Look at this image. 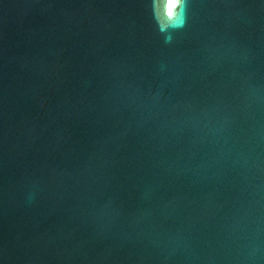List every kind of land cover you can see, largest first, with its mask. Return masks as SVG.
<instances>
[{"label": "water", "instance_id": "obj_1", "mask_svg": "<svg viewBox=\"0 0 264 264\" xmlns=\"http://www.w3.org/2000/svg\"><path fill=\"white\" fill-rule=\"evenodd\" d=\"M0 264H264V0H0Z\"/></svg>", "mask_w": 264, "mask_h": 264}, {"label": "clouds", "instance_id": "obj_2", "mask_svg": "<svg viewBox=\"0 0 264 264\" xmlns=\"http://www.w3.org/2000/svg\"><path fill=\"white\" fill-rule=\"evenodd\" d=\"M177 23H179V20L177 21Z\"/></svg>", "mask_w": 264, "mask_h": 264}]
</instances>
